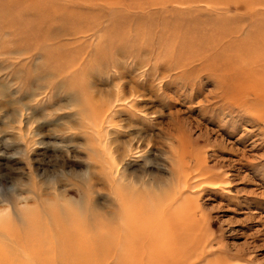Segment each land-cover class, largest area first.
Returning <instances> with one entry per match:
<instances>
[{
  "label": "rangeland",
  "instance_id": "rangeland-1",
  "mask_svg": "<svg viewBox=\"0 0 264 264\" xmlns=\"http://www.w3.org/2000/svg\"><path fill=\"white\" fill-rule=\"evenodd\" d=\"M12 1L0 0V174L43 178L54 160L81 169L86 153L55 145L89 142L101 191L68 215L44 207L49 189L33 182L17 197L37 209L32 219L0 223V254L12 255L0 264L30 262L31 249L42 264H80V252L83 264H264L262 124L198 71L207 57L184 65L193 52L158 40L175 20L192 41L224 27L246 38L264 27V0ZM235 62L251 79L262 69ZM23 147L34 148L29 165L12 155ZM61 222L82 224L78 249L51 245ZM38 223L53 233L28 251L17 237H37Z\"/></svg>",
  "mask_w": 264,
  "mask_h": 264
},
{
  "label": "bare ground",
  "instance_id": "bare-ground-1",
  "mask_svg": "<svg viewBox=\"0 0 264 264\" xmlns=\"http://www.w3.org/2000/svg\"><path fill=\"white\" fill-rule=\"evenodd\" d=\"M30 1L34 3V0H25L23 3H25L26 4L25 6L27 7V5H30L29 3ZM194 1H199V0H191V2H194ZM244 1L245 3H247L246 6L249 5L250 0H244ZM19 3L20 1L18 2L17 0H14L10 3L11 4L10 6H13L15 4L19 5ZM35 3H40V2H35ZM30 7H33V6L30 5ZM38 11L42 13V11H44V8L43 7L38 8ZM180 24H182V22L175 20L173 25H171L172 28H170L167 31L162 32L158 40L160 42H166L169 40V43L171 42V44H173L172 46L173 51L171 52H174L178 56H181V55L183 56L184 54H190L193 52V55H190L189 58L187 57L188 58L187 60H183L184 62L182 61L184 65L188 66V63L198 61L199 59L201 60L202 57L204 56L207 57L208 60H203V61L201 60L202 62L198 63L200 64L198 71L207 72L209 75L215 74L214 77H212V80L214 81V84H215L214 89L217 92L221 93V96L223 97V99L228 100V102H233L232 104H230L232 108H237L238 110L241 111V107H242V109H244L248 114H253L258 120H260V123L262 124L261 126L263 127V130H264V27L255 28L254 29L255 31L253 30V32L252 31L251 33L249 32L250 34L246 35L247 36L246 38L239 39V40H236V39L232 40L229 38V36L235 32L236 27L234 28L224 27V28H221V30H218V29L215 30L213 28V30H211V32L209 33H204V32L200 33L199 38L201 39H199L198 41L197 40L192 41V39H188V37L193 35L189 31L188 33H178V31L174 30V28H178L179 27L178 25ZM185 26L189 27L187 26V24ZM257 35L262 36L263 38L253 39V37ZM238 59L240 60V62L242 60V62H245V63H251V61L258 62V65H260L262 69L257 71L256 79L254 78L251 79L252 74H248L247 72H242V73L238 72V69L240 68V66L237 64L238 62H235ZM241 114H242V111H241ZM64 221L65 220H62V222ZM62 222L61 224H59L61 225V227L59 228L57 227V230L55 233H53V229L50 230L46 225H43L44 223H41V224L38 223L36 227L37 231H34L32 233L33 235L35 232H38L39 234L37 237L29 236L27 237L28 240L26 239L24 240L17 236L16 237L19 239V241L24 242L25 246L28 248V251H29L31 244L34 243V244L40 245L42 243L41 237L46 234L45 233L46 231H50L54 234V238H55L54 240L52 236L50 237L51 245H55V247L57 246L60 247V244H63L64 246L67 247L66 250L78 249L81 245H83L79 237H77L78 236L77 233L78 232L80 233V229L82 231V224H77L72 229H67L66 225H64V223ZM58 237H64L66 239L65 243L60 241ZM116 240H118L117 236H116ZM121 242L122 244L124 242L126 243L125 238H123ZM145 247H147V245H145ZM136 248L137 249L135 251L138 252L137 251L138 247ZM140 248H143V247H140ZM0 249L3 251L5 247L1 245ZM43 252L44 251L41 252V255L45 256ZM129 252H127L125 256L131 255V254H128ZM145 252L148 253V251H145ZM29 254L30 255L29 257H27V259H29L30 262L26 260V261H23V263H21L19 256H17L16 262L20 261L18 262L19 264H42L43 263V262L42 263L40 262L41 260H40L39 252L32 251L31 249L29 251ZM139 254L140 253L138 252V254H135L133 256L136 257V255H139ZM71 255L72 254L69 253L68 251L66 254H64V256H69L70 259H71ZM73 256H75L74 260L79 261L78 263L80 264H83L82 261H84L86 258L89 257L88 254H86V252H83V253L80 252V254H74ZM141 257L143 256L141 255L139 257L140 260L142 259ZM148 257L149 255L147 254L145 259H148ZM8 258L11 259L12 255L5 254L4 256H2L0 254V262L6 263V261H9ZM138 260L139 259H136L135 261L137 262ZM124 261H125V258H124ZM128 261L129 259L127 260V262Z\"/></svg>",
  "mask_w": 264,
  "mask_h": 264
},
{
  "label": "clouds",
  "instance_id": "clouds-1",
  "mask_svg": "<svg viewBox=\"0 0 264 264\" xmlns=\"http://www.w3.org/2000/svg\"><path fill=\"white\" fill-rule=\"evenodd\" d=\"M5 128H7L6 124L4 128H0V133L5 132L3 131ZM70 133L67 128V134ZM81 145H84V147ZM55 147H58L61 152L69 151L71 147H75L77 150L86 153L81 158L85 167L81 169L68 168L64 162L54 160L50 164L48 173L43 178L34 177L33 174L27 172H21L20 175L14 177H5L0 174V223L9 222L16 216L25 221L32 219L37 209L30 206V202L29 204H24L25 207H20L17 204V197L24 189L29 188L33 182L43 183L49 189V196L43 204L50 212L71 215L91 205L92 198L96 195V192L101 191L93 187V174L98 172V165L90 156L94 157L96 155L95 149L89 142H70L61 146L55 145ZM33 151L34 148L28 150L23 147L12 153V155L29 165V163H32L31 153ZM63 184L70 185L78 193V196L68 195L60 191ZM5 209L8 211H4Z\"/></svg>",
  "mask_w": 264,
  "mask_h": 264
}]
</instances>
